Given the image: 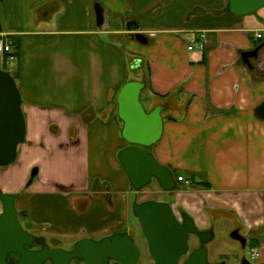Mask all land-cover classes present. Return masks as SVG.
<instances>
[{"label":"crops","instance_id":"1","mask_svg":"<svg viewBox=\"0 0 264 264\" xmlns=\"http://www.w3.org/2000/svg\"><path fill=\"white\" fill-rule=\"evenodd\" d=\"M0 22L16 47L0 69L16 78L27 120L0 188L18 195L30 231L137 235L118 96L141 81L147 112L163 107V137L147 150L190 181L171 192L176 206L200 227L241 228L264 264V48L252 68L242 57L264 42V8L239 17L227 0H0Z\"/></svg>","mask_w":264,"mask_h":264},{"label":"water","instance_id":"2","mask_svg":"<svg viewBox=\"0 0 264 264\" xmlns=\"http://www.w3.org/2000/svg\"><path fill=\"white\" fill-rule=\"evenodd\" d=\"M227 1L230 13L239 17L256 15L264 8V0ZM95 11L97 23L101 27L105 23L104 9L97 4ZM135 38L143 44L149 43L143 34H136ZM262 48L264 42L255 50L244 52L242 57L245 64L252 68L250 60L258 58ZM145 87L144 82L130 81L119 93V117L124 122L122 136L129 144L120 153L119 160L137 194L153 180L165 192H173L177 188L173 172L161 165L156 156L147 150L162 139L164 119L163 107L157 106L151 112L145 109L141 101ZM257 114L264 120V103L257 109ZM26 137L27 120L21 90L13 74L0 69V169L16 161L19 146L25 142ZM37 173V169L34 170L32 179ZM17 197V194L5 193L0 188V200L4 204V211L0 216V264H9L7 255L10 252L21 256V264H73L75 261L83 264H111L113 261L118 264H139L141 250L127 232L99 240L82 238L74 244L72 250L51 248L46 244V238L36 237L24 230L16 207ZM133 213L140 224L154 264H179L188 251L189 237L192 234H206L198 230L195 220L187 213L183 215L181 222L168 201L151 199L139 202L136 198ZM235 239L241 241L240 238ZM35 242L43 247L40 250L30 249ZM199 254L202 264H206V250ZM186 264H201L198 263V254L192 255ZM242 264L252 263L244 257Z\"/></svg>","mask_w":264,"mask_h":264},{"label":"flooded vegetation","instance_id":"3","mask_svg":"<svg viewBox=\"0 0 264 264\" xmlns=\"http://www.w3.org/2000/svg\"><path fill=\"white\" fill-rule=\"evenodd\" d=\"M0 207H1L0 209V216H1L4 211V204L1 200H0ZM173 209L177 217L180 219V221L183 222V215L187 212L182 208L178 212L174 206H173ZM18 214H19V220H20L22 227L24 228V230L27 231L25 227L26 226L25 225L26 224L25 214L20 212L19 210H18ZM187 214L190 215L189 213ZM196 225L199 231L205 232L206 234L202 236L192 234L189 237L188 251L181 258L179 264H186L190 260L192 255H194L195 253L198 254V263L202 264L203 260L199 252H201L204 249L206 250V264H242V260L244 257H246L252 264H257L258 259L252 258V250L256 249L254 246V242L250 241L249 237L243 232L241 228L234 227L233 229L228 231L227 240L229 244L227 245L228 246L230 245V246L227 249L228 252L224 254V257H222V255H219L220 248H218V244H219L220 237L218 238L217 236V233H218L217 226L212 222H210L209 225L204 228L200 227L197 223ZM28 232L34 234L36 237H45L39 234L38 232L30 231L29 229H28ZM235 238H240L241 241H238ZM46 244H47V239H46ZM49 246L51 248H63L60 246H53V245H49ZM42 247H43L42 245L35 242L34 245L30 249L40 250ZM27 248L28 247H26V249ZM64 249L72 250L73 248H64ZM7 262L9 264H21V256L15 252H10L7 255ZM73 264H83V263L75 261L73 262Z\"/></svg>","mask_w":264,"mask_h":264},{"label":"rangeland","instance_id":"4","mask_svg":"<svg viewBox=\"0 0 264 264\" xmlns=\"http://www.w3.org/2000/svg\"><path fill=\"white\" fill-rule=\"evenodd\" d=\"M8 64H13V62L8 61ZM8 68L12 69V66H8ZM137 76H138L137 74H135L134 72L133 73L131 72V78H136ZM144 95H145V92H143V94H142V102L143 103H144ZM152 148H149L148 150H150ZM174 172H175L174 174H175L176 179L178 178L179 175L183 174L182 172H179V171H174ZM179 187H181V185H179ZM138 199H139V201H144V200L146 201L149 199H159V200L165 199V201H168L169 203L171 202L175 206L178 205L177 196L174 193L165 192L159 186V184H158V182H156V180H153L149 186H147L142 192H140L138 194ZM175 208L178 212L180 211V208L178 206H176ZM0 209H1V207H0ZM25 227L28 231L29 226L26 225ZM132 227L137 228V230H138L137 235H135L133 237H134V240L137 243V245L140 248L141 253H142L141 260H140L139 264H154L153 260L151 259L150 255H149L148 245H147V242H146V240L143 236V233L140 229L141 227L138 225L135 218L132 221ZM43 231L44 232H42V231L39 232V234L46 237L47 245L60 246L63 248H73L74 244L77 242L75 238H58V237H54L51 233L47 232L46 229H43ZM227 234H228V227L218 228L217 236H218V238L220 237L218 248H220L219 255H222V257H224V254H226L228 252L227 249L230 246V245L229 246L227 245V244H229V242L227 240V236H228ZM111 264H118V263L113 261V262H111Z\"/></svg>","mask_w":264,"mask_h":264},{"label":"built area","instance_id":"5","mask_svg":"<svg viewBox=\"0 0 264 264\" xmlns=\"http://www.w3.org/2000/svg\"><path fill=\"white\" fill-rule=\"evenodd\" d=\"M257 39H262L263 35L261 33L256 34ZM204 50L205 49V44L200 43L195 46H190L189 50ZM8 57L9 60L14 61L16 59V47H15V42L13 39L6 35L0 34V57ZM178 181L180 183H185L187 185L190 184V181L184 178L183 176L178 177ZM260 257V252L257 249L252 250V258L253 259H258Z\"/></svg>","mask_w":264,"mask_h":264},{"label":"trees","instance_id":"6","mask_svg":"<svg viewBox=\"0 0 264 264\" xmlns=\"http://www.w3.org/2000/svg\"><path fill=\"white\" fill-rule=\"evenodd\" d=\"M177 180V183H178V186H177V188H176V190L177 189H180V187H179V185H181V183L178 181V178L176 179ZM193 180V178H191V181ZM200 184V183H199ZM206 186H208V185H206Z\"/></svg>","mask_w":264,"mask_h":264}]
</instances>
